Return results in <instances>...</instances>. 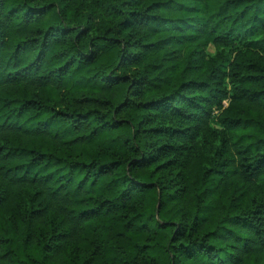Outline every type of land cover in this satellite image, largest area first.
<instances>
[{
    "label": "trees",
    "instance_id": "obj_1",
    "mask_svg": "<svg viewBox=\"0 0 264 264\" xmlns=\"http://www.w3.org/2000/svg\"><path fill=\"white\" fill-rule=\"evenodd\" d=\"M0 264H264V0H0Z\"/></svg>",
    "mask_w": 264,
    "mask_h": 264
},
{
    "label": "rangeland",
    "instance_id": "obj_2",
    "mask_svg": "<svg viewBox=\"0 0 264 264\" xmlns=\"http://www.w3.org/2000/svg\"><path fill=\"white\" fill-rule=\"evenodd\" d=\"M207 51H208V53L211 54V55L215 53V51H214V49H213L212 47H209V48L207 49ZM224 104L226 105V102H224Z\"/></svg>",
    "mask_w": 264,
    "mask_h": 264
}]
</instances>
